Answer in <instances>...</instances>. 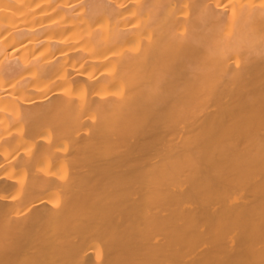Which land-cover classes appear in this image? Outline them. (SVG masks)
I'll return each instance as SVG.
<instances>
[{"label": "bare ground", "instance_id": "obj_1", "mask_svg": "<svg viewBox=\"0 0 264 264\" xmlns=\"http://www.w3.org/2000/svg\"><path fill=\"white\" fill-rule=\"evenodd\" d=\"M0 264H264V0H0Z\"/></svg>", "mask_w": 264, "mask_h": 264}]
</instances>
